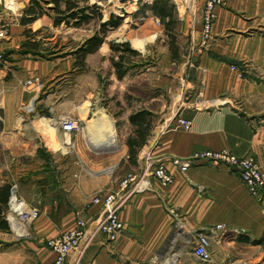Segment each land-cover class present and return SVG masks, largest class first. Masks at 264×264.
Returning a JSON list of instances; mask_svg holds the SVG:
<instances>
[{"label":"crops","instance_id":"obj_1","mask_svg":"<svg viewBox=\"0 0 264 264\" xmlns=\"http://www.w3.org/2000/svg\"><path fill=\"white\" fill-rule=\"evenodd\" d=\"M37 1L42 14L27 24L20 19L30 0H16V11L0 9V53L5 54L0 188L17 183L20 197L41 211L24 238L0 230V264H49L54 254L45 245L48 239L79 219L90 229L102 214L100 205L91 204L95 194L159 163L172 182L162 187L149 177L150 188L131 195L120 210L123 229L117 240L96 234L83 252V264H200L191 249L198 234L208 236L216 264L261 257L264 201L252 197L224 164H196L181 172L170 159L226 149L253 159L264 172V33L245 35L256 26L264 29V0H235L216 8L204 48L199 1L193 9L168 0L174 21L168 31V19L148 9L137 13L153 1L132 0L128 18L108 27L104 42L85 56L84 67L71 55L44 60L17 53L25 31L53 28L51 0ZM107 19L103 12L95 27L89 22L71 28L82 33L79 44ZM176 36L199 45L179 43L172 52L169 40ZM113 41L130 44L134 55L119 77L112 64ZM26 81L31 84L25 86ZM104 85L108 98L102 107L92 102L96 94L90 90ZM160 88L172 96L162 106ZM139 111L149 113L148 127L131 156L127 140L136 138L137 125L129 117ZM178 117L191 122L188 130L175 128ZM63 119L76 122L78 129L63 136Z\"/></svg>","mask_w":264,"mask_h":264},{"label":"built area","instance_id":"obj_2","mask_svg":"<svg viewBox=\"0 0 264 264\" xmlns=\"http://www.w3.org/2000/svg\"><path fill=\"white\" fill-rule=\"evenodd\" d=\"M16 0H0V9L4 8L10 11H16ZM174 1V0H171ZM188 5V8L196 7V0H180ZM235 0H202L200 10L201 18V38L200 47L211 38V26L215 20V9L219 6L224 7ZM12 3V4H11ZM13 5V6H11ZM1 15V10H0ZM193 43V41H192ZM4 54L0 53V65L4 62ZM31 82L26 81L25 86ZM191 122L187 119L178 117L175 119V128L188 130ZM60 128L63 136L69 135L78 129V124L74 121L63 119L60 121ZM170 162L185 172L196 164L211 163L226 165L233 173L239 176L249 190L250 195L264 201V172H262L257 163L249 157H239L233 155L230 151L222 149L220 151L206 150L195 152L187 158L172 157ZM154 178L162 187H166L172 182L173 178L166 171L163 164H158L154 168L146 167L140 174L126 175L117 186H114L106 193L95 194L91 200L92 205H100L102 214L95 219L92 227L83 219L75 222V227L60 233L59 235L48 239L46 247L54 254L53 260L49 264H66L68 259L72 258V264H83V252L87 246L95 239L96 234L103 235L108 242L117 240L119 233L123 229V224L119 220V212L129 197L137 192L146 191L150 188V178ZM8 203L6 208V220L12 235L21 239L28 236L29 225L40 216L41 211L38 207L30 205L18 192V184L11 182L8 189ZM220 228V226H217ZM209 238L205 234H198L197 240L192 245V255L203 264H216L213 262L210 253ZM40 264V263H39Z\"/></svg>","mask_w":264,"mask_h":264},{"label":"trees","instance_id":"obj_3","mask_svg":"<svg viewBox=\"0 0 264 264\" xmlns=\"http://www.w3.org/2000/svg\"><path fill=\"white\" fill-rule=\"evenodd\" d=\"M64 2V7L61 8V3ZM83 3L79 5V3ZM52 9L54 11V17L52 20L54 27H60V25H65L66 27H78L83 24H89L90 21H99L102 18V12L100 7L96 5H87V0H51ZM146 9L150 10L155 16H157L160 20L164 21V19H168L165 22L164 26L166 30L170 31L173 28L174 21L172 20V12L173 6L170 4L168 0H159L153 1L151 4H146L141 7L137 13H144ZM25 10V16L20 19L21 24L31 23V21L35 20L38 16L42 14V9L40 3L37 0H30V6ZM120 24L118 19H115L111 16L108 20L101 23L97 32L93 33L89 39L85 40L81 44L75 46L71 52H64L61 53V56L55 54L56 52H50V55H53L52 58L48 55H43L40 51V42L33 39L34 33H31L30 30L25 31L24 34L31 33V37L26 38L20 44L19 53L21 55L30 54L31 56H39L42 59H54L58 57L64 56H74L76 57L75 64H79L82 67L83 60L86 55L95 52V50L104 42L105 35L108 31V27L116 28ZM30 35V34H29ZM110 50L112 52L118 53L117 60L112 59V64L115 67L117 72V77L121 76L125 70V56L122 52L130 51L128 43H110ZM50 57V58H49ZM149 115L147 111H139L135 112V114L129 117V121L132 124L137 125L136 131V138H129L127 140V145L130 150V155L133 156L136 148H138L142 142L144 141V134L147 131L148 123L145 121L146 117ZM8 189L9 185L6 186L4 189L0 188V230L1 231H8L9 226H7L5 216H4V206L8 203ZM1 244V242H0Z\"/></svg>","mask_w":264,"mask_h":264},{"label":"rangeland","instance_id":"obj_4","mask_svg":"<svg viewBox=\"0 0 264 264\" xmlns=\"http://www.w3.org/2000/svg\"><path fill=\"white\" fill-rule=\"evenodd\" d=\"M7 1H12V0H7ZM89 1H90V3H91V1H94L95 3H93L91 5H96L97 7H100L101 12L102 13L104 12L106 14V16L108 17V19L111 16H113L115 19H118L119 21H121V20L124 21L125 19H127L129 16V12L131 11V8H132V4H131L132 0L131 1L129 0L130 2H127L128 0H89ZM148 1L152 2L154 0H148ZM197 1H199L200 6H202V0H196V3H197ZM12 3L14 4V7H15L16 1H14ZM123 8L126 10V14L122 13ZM115 15L117 17H115ZM90 22H91V24L89 27H95L96 26V22L94 20L90 21ZM262 27L263 26H261V28ZM259 28L260 27L256 26V27H254V29L247 30L245 35L248 36L249 33H253V32H257L258 35L260 33L261 34L264 33V29L259 30ZM30 32L35 34V35H33V39L40 42L39 48H40L41 53H43V55H45V56L48 55L51 58L53 55H50V52H56L55 54H57L58 56H61L62 55L61 53H64V52H66V53L71 52V50L74 49L75 46L79 45V42H80L79 38H81L80 34H82L79 31H73L71 29V27H66L63 24L57 28H55L53 26V28H46V29L44 28V29H40V30H32L31 29ZM31 33H29L30 35L25 34L24 39L26 40V38L31 37ZM169 39H170V37H169ZM169 41H170L169 47L171 48L172 52H174L175 49L179 47V43L180 44L183 43L184 46H186L188 48L190 46H193V45H199V43L195 44V41H193V43H192L191 40H190V42L186 41V43H185V41H181V39H179V36H176L174 41H172V40H169ZM113 42H114V44L121 43V42L117 43L115 41H113ZM129 47H130V44H129ZM19 50H20V46L17 49V53H19ZM122 53L125 56L126 62H130L132 60V58L134 57V55H132V53L130 51H126V52H122ZM111 55L113 58L116 57V60H117L118 53L111 52ZM36 58L42 59L39 56H37ZM58 58H60V57H58ZM4 59H5V54H4ZM44 60H47V59H44ZM105 89H106V85L96 87L94 89V91L91 89L90 91L92 93L96 94V100L92 99V102L95 101V102H97V104L99 106L105 107L106 102H107L106 98H108L106 93H105ZM85 91H84V94H85ZM159 92H160L161 106L163 104H167L169 101L172 100L171 94L167 90H165L164 88L163 89L160 88ZM138 95L142 96V94H140V93H138ZM91 112H92V110H91ZM163 113L164 112H162V115H163ZM31 224L29 225L30 229L28 228V234L31 233V227H32ZM10 251H11V249H10ZM22 264H23V262H22ZM200 264H203V263H200ZM241 264H264V254L261 257L256 258L253 261L246 259V260L242 261Z\"/></svg>","mask_w":264,"mask_h":264},{"label":"bare ground","instance_id":"obj_5","mask_svg":"<svg viewBox=\"0 0 264 264\" xmlns=\"http://www.w3.org/2000/svg\"><path fill=\"white\" fill-rule=\"evenodd\" d=\"M11 4H12V3H11ZM11 6H13V5H11ZM122 11H125V12H126V10H125L124 8L122 9Z\"/></svg>","mask_w":264,"mask_h":264},{"label":"water","instance_id":"obj_6","mask_svg":"<svg viewBox=\"0 0 264 264\" xmlns=\"http://www.w3.org/2000/svg\"><path fill=\"white\" fill-rule=\"evenodd\" d=\"M122 13H123V14H126V12H125V11H122Z\"/></svg>","mask_w":264,"mask_h":264}]
</instances>
